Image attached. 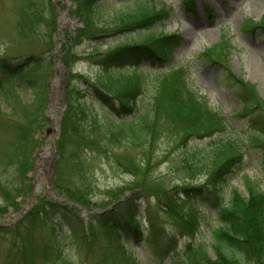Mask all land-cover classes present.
Returning <instances> with one entry per match:
<instances>
[{
  "label": "rangeland",
  "instance_id": "obj_1",
  "mask_svg": "<svg viewBox=\"0 0 264 264\" xmlns=\"http://www.w3.org/2000/svg\"><path fill=\"white\" fill-rule=\"evenodd\" d=\"M87 1L0 0V59L13 58V62L29 54L44 56L46 63L40 67L39 75L48 84V87L40 85L36 92L30 87L17 90L18 97L10 93V102L3 105L5 117L11 114L15 120L32 126L37 144L33 154L30 143L23 144L21 151L13 133L0 130V164L4 166L0 167V225H4L0 231V264H59L64 256L78 264L167 261L174 250L181 249L188 241L179 228L194 214L195 226L204 231V215L216 223L217 211L191 196H177L169 201V207L161 208L155 199L139 195L138 183L143 175L158 179L166 191L177 185L204 183L206 169L185 168L183 152L190 145L206 144L217 135L231 136L239 149L245 151L244 169L229 178L227 192L237 189L248 196L245 177L264 191V169L258 160L259 154L264 155V119L256 107V98L264 101V36L258 30L250 31L247 24L264 20V0H192L189 5L184 0H154L157 7L167 12L163 22L152 30L125 28L123 22L111 24L112 20L100 17L135 9L144 1L103 0L88 21L91 3ZM62 12L70 18V24H62ZM96 33L103 37L81 39L83 35ZM152 33L174 35L170 50L164 51L161 60L147 59L107 69L105 56ZM207 54L215 60H209ZM133 73L142 74L146 81L144 92H133L130 96L136 115L138 109L141 114L150 106L163 111L162 103L175 98V84L183 82L207 99L211 112L220 118L217 120L220 130L207 133L217 132L214 137L187 136L193 124L156 112L161 119L153 124L146 146L105 133L99 120L104 114H112L89 95L90 84H95L97 78L107 79L108 75L128 78ZM56 78L59 79L57 92ZM237 79L251 85L254 95L240 97ZM70 82L77 93L71 113L74 115L66 116ZM9 84V81L2 83L4 87ZM47 108L53 117L45 114ZM40 109L48 118L44 124L37 117ZM54 119H59L58 130L54 128ZM49 128L52 131L47 133ZM258 134L263 138L246 147V139ZM43 153V162H37ZM31 154L29 170L35 165L43 170L33 176L29 170L23 176L17 175L15 164ZM32 186L34 197H31ZM42 197L70 204L68 210H75L78 217L75 233L55 213L51 218L56 224L35 217ZM123 198L130 203L143 202L146 218L157 229L153 233L163 237L150 233L145 234L144 243L128 240L130 249L101 221L92 222L94 218L103 219L112 214V204ZM63 232L68 235L69 245L62 247L61 254L53 252L45 258H52V262L41 260L39 253L50 237ZM203 235L207 237L208 233L204 231ZM208 253L214 259L213 252Z\"/></svg>",
  "mask_w": 264,
  "mask_h": 264
},
{
  "label": "trees",
  "instance_id": "obj_2",
  "mask_svg": "<svg viewBox=\"0 0 264 264\" xmlns=\"http://www.w3.org/2000/svg\"><path fill=\"white\" fill-rule=\"evenodd\" d=\"M139 1H144V3L142 2L135 9H127L119 13L105 15V17L100 15V17L105 21L112 20L111 24L123 22L126 24L125 28L133 27L136 30H152L157 24L163 22L167 12L164 8L157 7L154 4V0ZM184 1L187 2V5L192 3V0ZM101 2L103 0L87 1V3H91L90 12L88 10L86 16L87 21L90 16H93L94 11L98 10L95 7ZM247 24L250 31L258 30L260 35L264 36V20L258 24L251 22ZM98 35L100 34L83 35L81 39L89 37L91 40H99L103 37ZM173 37L174 35L166 36L165 34L152 33L139 42L125 44L124 47L118 48L117 51L104 57L107 69L123 63L135 62L136 64L138 61L147 59L161 60V56H164V51L170 50L169 45L172 44ZM210 57H208L209 60H215L211 55ZM18 58L22 59L13 62H11L13 58L0 59V130L2 132L11 131L18 149L21 151H23V144L30 143V152L33 154L37 138L33 133L32 126L25 125L17 119L15 120L11 114H9V117H5L3 105H8L10 102V93L16 95V97L19 96L17 90H26L30 87L33 92H36L39 90L40 85L48 87V84L39 75L40 67L46 63V58L35 54ZM107 77V79L97 78V82H94L95 84L91 83L89 95L97 98L112 114H104L103 116L105 117L99 120L101 129L121 141L124 140L131 144L146 146L150 142V130H153V124L156 120L161 119V115L156 112L163 113L167 118L187 121L189 124H193L191 129L189 128L190 131L186 134L187 136L214 137L217 132H213L212 135L207 133L218 131L221 128L220 123L217 121L220 118L211 112L207 99L198 96L189 88V85L183 84V82L175 84V98L172 102L162 103L163 111L150 106L141 114H139L140 109H138V114L136 115L135 103L133 104L130 96L133 92H144L146 81L142 74L133 73L128 78L123 75H119L117 78L112 75ZM6 81L11 84L4 87L2 83ZM69 85L68 100H70L68 101L66 116L74 115L71 113L74 111V93H77L76 87L71 82ZM125 85H127L129 90L125 89ZM236 86L240 97L246 98V95L254 93L253 87L245 84L240 79H237ZM157 87L158 85L156 90ZM256 100V107L259 108L263 116L260 117L264 119V101L257 98ZM84 109L88 110L87 108ZM248 109L245 110L247 114ZM166 111L168 113L165 114ZM129 115L133 116L129 120L124 119V116ZM134 115L136 116L134 117ZM37 117L43 124L48 122V118L42 112V109L37 113ZM207 122H211V124L209 125ZM207 127L210 130L207 131ZM261 138H263L261 134H258L257 137L255 135L248 137L246 139V147L252 141H256V139L259 142ZM238 146L239 144L235 139L223 134L215 136L206 144L200 146L192 144L184 150L182 157L185 160V168L206 169V179L201 184H182L166 191L160 187L158 179H150L143 175L142 180L138 183L140 186L139 195L155 199L161 208L169 207V201L177 196L181 198L182 196H191V198L207 202L208 205H211L217 211L216 223L208 219L206 215H204L205 219L203 217L205 220L203 228L208 233L207 237L203 235L204 231L200 230V226H195L193 214L186 221V225L179 228L183 231V235H186L188 241L184 242L181 249L174 250V253L171 254L167 261L161 259L160 264H264V191L257 183L245 177L244 184L248 196H244L237 189H230L227 192L229 178L239 175L245 165V151L243 149L240 150ZM32 154L24 161H17L15 164V173L17 175L23 176L30 169ZM258 160L261 168L264 169V155L259 154ZM0 167L4 166L0 164ZM1 175L2 171L0 170ZM28 191L30 192V188ZM224 198H227V201ZM143 204V202L140 204L134 200L131 203L127 202L126 199L118 200L111 207V210H113L112 214H108L103 219L101 217L94 218L92 222H96V219L101 221L104 226H108L119 237V241L121 240L127 246H129L128 240L144 243L146 241L145 234L150 235V233L156 232L157 229L146 218L147 215H145ZM69 206V204L42 197L34 215L44 221L50 219L56 224L51 218V215L55 213V216L58 215L60 217L61 223L67 224L70 230L75 233L78 217L72 210H68ZM134 209L137 210V213ZM193 228H196L195 231ZM3 229L4 226H0V231ZM154 234L158 238L163 237V235H159L160 233ZM67 240L68 235H66V232L58 235L54 233L45 249L39 253V258L44 261L50 253L61 254L62 247L69 245L66 243ZM26 250L29 253L28 248ZM209 250L213 252L214 259L209 256ZM34 254L35 252L32 250V255ZM52 261V258L45 260L47 263ZM59 264L78 263L68 256H64Z\"/></svg>",
  "mask_w": 264,
  "mask_h": 264
},
{
  "label": "bare ground",
  "instance_id": "obj_3",
  "mask_svg": "<svg viewBox=\"0 0 264 264\" xmlns=\"http://www.w3.org/2000/svg\"><path fill=\"white\" fill-rule=\"evenodd\" d=\"M60 21L62 22V24L63 23H65V24H70L71 23V20H70V18L67 16V14H66V12H62L61 14H60ZM59 79L58 78H56V81H54V88H55V90H56V92H57V90L59 89L58 87H59ZM52 105H54V102H52L51 103ZM56 128V127H55ZM43 156H44V153L41 155V158L38 160V162H40V163H42L43 162ZM39 172L40 171H42L43 169H42V167L40 168L39 167Z\"/></svg>",
  "mask_w": 264,
  "mask_h": 264
},
{
  "label": "water",
  "instance_id": "obj_4",
  "mask_svg": "<svg viewBox=\"0 0 264 264\" xmlns=\"http://www.w3.org/2000/svg\"><path fill=\"white\" fill-rule=\"evenodd\" d=\"M51 107H52V106H51ZM45 113H46V115H51V116H52L51 111L49 110V108H47V109L45 110ZM52 117H53V116H52ZM55 127H56V128H55ZM58 127H59V119H57V120L55 121V123H54V128H55L56 130H58ZM50 131H52V128H49V129L47 130V133H49ZM37 167H38V165H35L34 169L30 172V174L33 175V174L36 172ZM32 189L35 190L34 187H33ZM18 214H20V212H18Z\"/></svg>",
  "mask_w": 264,
  "mask_h": 264
}]
</instances>
